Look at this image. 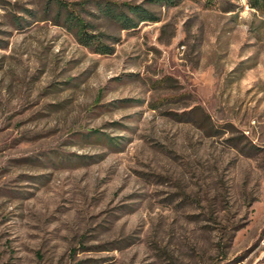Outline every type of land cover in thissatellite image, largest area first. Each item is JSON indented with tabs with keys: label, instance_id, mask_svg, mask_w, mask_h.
I'll list each match as a JSON object with an SVG mask.
<instances>
[{
	"label": "rangeland",
	"instance_id": "374dc122",
	"mask_svg": "<svg viewBox=\"0 0 264 264\" xmlns=\"http://www.w3.org/2000/svg\"><path fill=\"white\" fill-rule=\"evenodd\" d=\"M127 3L158 19L101 11ZM239 261L264 264V11L0 0V264Z\"/></svg>",
	"mask_w": 264,
	"mask_h": 264
},
{
	"label": "trees",
	"instance_id": "16d2710c",
	"mask_svg": "<svg viewBox=\"0 0 264 264\" xmlns=\"http://www.w3.org/2000/svg\"><path fill=\"white\" fill-rule=\"evenodd\" d=\"M157 4L176 5L177 0H151ZM249 5L257 11H264V0H248ZM63 7L62 4H60ZM67 9L66 26L74 30L79 41L94 52L105 54L111 53L113 48L106 43L105 34H97L90 30V24L84 17L76 14L70 5H64ZM126 9H116L113 5L107 4L101 11L107 18L121 25L122 29L136 28L141 22L155 21L158 18L150 10L139 5L126 4Z\"/></svg>",
	"mask_w": 264,
	"mask_h": 264
},
{
	"label": "bare ground",
	"instance_id": "6f19581e",
	"mask_svg": "<svg viewBox=\"0 0 264 264\" xmlns=\"http://www.w3.org/2000/svg\"><path fill=\"white\" fill-rule=\"evenodd\" d=\"M235 264H243V261H239V262H237V263H235Z\"/></svg>",
	"mask_w": 264,
	"mask_h": 264
}]
</instances>
